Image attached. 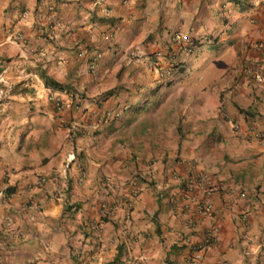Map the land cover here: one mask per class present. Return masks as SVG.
I'll use <instances>...</instances> for the list:
<instances>
[{"label":"crops","instance_id":"crops-1","mask_svg":"<svg viewBox=\"0 0 264 264\" xmlns=\"http://www.w3.org/2000/svg\"><path fill=\"white\" fill-rule=\"evenodd\" d=\"M224 16L242 72L223 95L140 129L115 95L100 108L116 49L161 22L214 33ZM0 77V264H264V0H0ZM202 173L210 212L187 186Z\"/></svg>","mask_w":264,"mask_h":264},{"label":"rangeland","instance_id":"rangeland-1","mask_svg":"<svg viewBox=\"0 0 264 264\" xmlns=\"http://www.w3.org/2000/svg\"><path fill=\"white\" fill-rule=\"evenodd\" d=\"M229 21L228 17H221L222 28L204 36L196 34L195 25L185 32H159L163 29L161 22L155 30L161 33L159 37L153 32L123 44L110 54L117 79L110 94L99 96L100 108L109 96L115 95L109 108L121 115L135 112V117L124 120L134 118L140 129L143 122L162 119L170 112L183 116L193 105L189 97L192 94H211L213 88L225 83L220 92L223 95L228 90L227 83L240 78L242 72L237 66L241 54L235 49L239 39L226 37L233 31ZM232 76L235 78L229 82ZM184 105L189 106L183 109Z\"/></svg>","mask_w":264,"mask_h":264},{"label":"built area","instance_id":"built-area-1","mask_svg":"<svg viewBox=\"0 0 264 264\" xmlns=\"http://www.w3.org/2000/svg\"><path fill=\"white\" fill-rule=\"evenodd\" d=\"M16 39L25 41L24 39V34L22 32H17L16 33ZM3 81V78L0 77V82ZM3 93V89L0 88V94ZM50 100L54 102L55 106L58 109H63L64 107L67 106V103L57 94H51L49 96ZM66 171V168H65ZM47 181V178L45 176H40L38 179V184L44 185ZM188 188L191 190H201L206 198V201L203 203L197 202L196 198H193V201L195 202L198 210L202 212H210L213 210L214 206L210 200L212 194H213V184H212V179L209 174L207 173H202L194 178H190L187 182ZM0 196L5 197L6 196V191L3 188H0ZM219 229L217 227H211L205 235V238L202 241V244L196 248V251L194 253L193 260H198L200 257V251L204 250L208 247H210L216 240L218 236Z\"/></svg>","mask_w":264,"mask_h":264},{"label":"trees","instance_id":"trees-1","mask_svg":"<svg viewBox=\"0 0 264 264\" xmlns=\"http://www.w3.org/2000/svg\"><path fill=\"white\" fill-rule=\"evenodd\" d=\"M41 76H42V78L45 80V82H46L48 85L54 87L55 89L64 90V89H67V88H68L67 85H65L64 83H61V82L55 80L54 78L48 76V75H47L46 73H44V72L41 73ZM241 111H244V109H241Z\"/></svg>","mask_w":264,"mask_h":264}]
</instances>
